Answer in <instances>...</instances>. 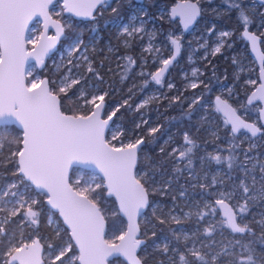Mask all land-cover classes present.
I'll return each instance as SVG.
<instances>
[{
	"label": "snow or ice",
	"instance_id": "snow-or-ice-1",
	"mask_svg": "<svg viewBox=\"0 0 264 264\" xmlns=\"http://www.w3.org/2000/svg\"><path fill=\"white\" fill-rule=\"evenodd\" d=\"M108 2L109 0H63L62 11L71 13L75 17L94 19V10L98 6L107 5ZM261 2L264 3V0ZM54 3L55 0H0V128L13 124L19 127L17 136L11 139L0 138V153L3 152L7 141L9 146L7 163L14 165L12 174L16 178L6 188L0 189V213H6L3 221L0 222V237L8 235L6 225L13 218L21 217L22 225L38 226L39 213L34 210V206L40 202L37 197L44 196L47 205L54 210L48 217L49 226H52L53 217L58 213L67 227L62 229L57 221L53 230L57 236H60L61 231L68 236L66 243L48 244L49 264H57V262L64 264L65 261L67 264H113L119 258H123L126 264H145L148 256L138 255V249L143 245L146 251L147 244L146 241L138 238L140 227L137 217L143 215L142 210L152 207L153 218L157 223L166 224L167 221L157 215L159 208L150 205L149 190L146 187L148 174L144 173L143 177L138 178L134 173L138 162V147L145 142L143 137L134 143L121 144L119 147L105 139V129L109 127V121L116 114L114 111L106 119L102 118L105 107L103 102L107 93L88 98V94L81 89L77 102L83 101L80 104L81 108L91 105L92 110L89 114L79 111L69 114L62 111L61 96L67 97L69 90L81 83L79 77H73L72 67H69L68 73L61 78L58 89L50 88L49 81L45 79H33L30 84L25 82V62L32 57L37 65H43L44 56L55 47L56 42L65 32V27L59 20H53L49 12L50 6H54ZM225 3L230 8L238 10L241 8L239 0H225ZM171 11L174 16L180 15L185 29L201 13L197 3H190L188 0L172 8ZM112 12L116 13L117 8H112ZM60 14V12L55 13L57 16ZM239 14L242 26L245 28L244 36L251 41L255 51L257 37L247 31L249 16L243 11ZM35 16L43 17L45 31L41 32L38 38L27 41L34 46L33 51L28 52L25 49V30L29 21ZM49 24L56 28L54 36L45 35ZM118 29L120 35L129 37L143 32L142 24L139 27L131 23L123 24L118 26ZM209 31L211 32L212 29ZM228 35V32L220 33L221 37ZM37 42H39L38 49ZM127 43L126 40L125 44ZM170 43L175 53L168 59H162L160 62L163 67L150 74L152 81L157 85L161 84V78L168 66L176 60V54L181 50L179 38H170ZM82 45L83 40L78 36L74 37L67 48L68 56L71 57L79 51ZM201 47L204 45L202 44ZM220 51V47H216L212 55ZM259 58L264 61V55ZM82 59L88 66L87 71L93 72L89 57L85 55ZM125 59L130 64L135 63L131 57ZM68 64L73 65V61L69 59ZM73 67L79 68L80 65L75 64ZM27 74L31 75L32 69L27 70ZM192 74L195 76L196 70ZM260 77L264 80V67L261 68ZM97 78L102 79L99 76ZM250 83L254 84L255 81ZM168 87L172 88L173 85L169 84ZM190 87L195 89L198 84L191 83ZM254 100L264 102V83H261L251 94L248 103L252 104ZM197 102L194 100L192 103ZM127 103L128 101H125V104ZM147 103L148 100H145L137 106V109ZM216 111L224 114L225 124H231V134L234 139V134L241 129L251 134L250 137H246L250 141L258 137V134L264 133V128L257 126L256 122H246L237 115V110L220 96L216 97ZM258 112L259 120L264 121V108H259ZM159 130V127H153L149 130V135ZM112 139L116 140L117 136L113 135ZM183 141L184 147L174 148L169 155L173 156L178 152V155H175L177 163L185 160L187 163L184 169L174 167L173 171L180 173L186 169L188 178L193 179L196 178L191 158L193 140L188 133H185ZM255 147L256 145L250 142L249 148L243 151V160H238L237 154H230L227 157L209 154L208 157L217 165L226 163L230 172L238 169L243 173L238 187L242 189L244 203L238 204L237 210L234 211L226 203V200L232 198L231 195L221 192L220 198L215 200V205L220 206L223 213L219 221L222 229L227 228L232 234H247L252 238L244 243L240 238H234L230 246L220 243L219 248H217L218 242L214 239H209L208 242L201 241L198 247L195 244L189 247L187 233L172 230L175 245L167 242V237H164L166 242L162 245L153 241L154 251L159 253L155 264H264V253H258L255 247L258 243L264 248V219L256 221L261 229L258 237L247 224L241 226L237 222V216L240 215L243 219L241 214H246L258 197L264 199V159L249 155ZM234 152V148L230 149V153ZM73 165L94 169L90 180L77 178L74 183H70L69 168ZM257 168L259 176L256 174ZM170 182V180L166 182L164 188L160 190H167ZM216 184L217 180L214 177L212 186ZM257 185H259L258 190ZM199 186L201 189L206 187L203 183ZM101 188L107 190L109 197H115L119 205L118 212L127 218L126 230L121 231L113 239L105 238V215L102 214L97 197L94 195L96 190ZM179 195L184 197L186 193L181 190ZM175 199L173 197V200ZM204 207L211 208L215 214V207L212 204L205 203ZM168 215L171 222L181 223V219L173 216L171 212ZM190 215L193 213H185V217ZM195 215L203 218L204 213L197 212ZM214 231V228H206L204 235L210 238ZM156 235L155 231L151 232V237ZM2 257L0 264H45L39 239H32L30 242L21 239L14 242V237L10 238Z\"/></svg>",
	"mask_w": 264,
	"mask_h": 264
},
{
	"label": "flooded vegetation",
	"instance_id": "flooded-vegetation-1",
	"mask_svg": "<svg viewBox=\"0 0 264 264\" xmlns=\"http://www.w3.org/2000/svg\"><path fill=\"white\" fill-rule=\"evenodd\" d=\"M179 1L185 0L162 1L161 4L155 9L153 14H150L152 17H157L156 12L160 6H167L168 8V16L166 20L157 18L156 21L159 23V27L162 32L160 34H156L155 32L154 36L153 33L149 31V34L147 35L138 33L136 37L134 35L131 37H116L114 29L116 27V23H118L119 25L129 24L130 19L128 18H121L118 21L111 22L108 28L109 35L112 39L111 41H108L106 38H104V35L101 31H99L98 29H94L91 25H89L87 29L88 32L86 31L88 34L86 35V38L83 36L84 34H82V40H84L85 42L91 41L92 39H94L93 34H98V38L100 40L98 39V41H96V47L100 48L101 50L100 52H97L95 54V58L94 56H92V67L94 69V72H98L99 70L102 71L100 73L91 72V75L97 74L102 78L99 79V82L108 80V87L110 86V84H114L115 87L118 88V96L123 100V104H121V106L125 104V101H134L132 112L135 114V122L136 118L138 122L143 121V117L141 118L140 115H143L144 113L147 115L145 116L146 119H154L157 122V125L153 127H159L160 130L157 133L152 134L151 136L149 135V126L139 125L138 127L135 124L133 131H130L136 134V140L143 137L145 141L141 146H139V149L137 151L138 162L135 169V174L138 176V178L143 177L141 175L143 173L148 174V183L146 184V187L149 190V201L160 202V204H162L164 207V212L179 211V213H192L193 203L195 199L197 203L196 213H204L203 218H200L199 216L193 214L181 221L183 222L190 217L195 218L194 223L190 228H188L184 224H174L171 221L167 222L166 224L168 226L171 224L175 225L171 229V234L172 230H176L178 232H180L181 229L184 230V232H186L189 236V247H192L194 244L198 247L201 241L208 242L209 239H214L218 242L217 248H219L220 243L228 244L230 246L234 238H240L242 240V243H244L252 237H249L247 234H232L229 229H222L219 224L221 217L219 208L215 205V200L220 198L221 193L220 169L222 163L220 165H217L214 161H210L208 159L209 154H219L221 156L223 155V157H227L230 154H239V148H241L242 150L244 144H241L239 146L235 145L234 141L232 140L234 138L231 134V129L227 126V124L224 125L222 129H220L219 126H215L212 130H206L207 127L203 126L204 116L202 104L203 101L212 100L213 107L211 108L213 109V112L217 114V116L223 122H225L216 111V107L214 105L216 97L220 96L222 100L226 101L232 108L236 109L237 114L245 119L246 122H256L257 126L262 127L258 114V109L261 108V105H247L246 103L248 96L256 89L259 81L258 74L257 80L254 84L250 83L249 81L248 69L252 65V63L255 64L256 68L257 65L250 53L248 44L244 41L243 33L245 32V28L242 26L239 13L240 11H243L246 15L249 16L247 31L256 35V37L259 39V46L262 53L264 54V15H262V13H264V3L263 5H260L254 0H239V3L241 5V8L239 10L236 8H229L228 10H226L224 9L225 7H221V0H206V2L198 0H188V2L197 3V6L201 9V13L199 18L195 22L193 29L190 32L184 33L181 30L178 20H174L170 17L171 8L175 6ZM252 3L255 6V9L253 10L247 8ZM210 8H214L216 11L213 10V12H211ZM215 12L217 13L215 14ZM88 20L91 21L92 19ZM200 24L204 25L203 29H206L205 31H207V33L219 31L223 28L230 30V35L224 39V51L217 56L227 57V59L233 62L225 60L223 63L217 61L213 65H208L211 62L213 63L214 57L206 56L202 59L196 57L198 64L204 65V67L199 70L200 77L197 79L198 87L195 88V90L201 91L200 99L202 98L203 101L201 100L200 102L195 103L193 107L188 109L187 104L184 100V98L188 96V92H180V90L184 89L185 86V82L181 78V75L182 73L188 71V66L185 63V49L187 46V42L189 41L191 35L193 33H196V29L199 28ZM210 24H213L211 32L209 31ZM93 31L95 33H93ZM170 38H179V41L181 43V50L178 54H176V60L168 66V69L161 78V84L157 85L154 81H152L150 74L155 73L160 67H163L162 63L160 62L162 59H168L175 53V49L170 43ZM214 39L216 40V38ZM126 40L128 42L127 46H124V44L122 45V43H125ZM105 41L108 42V45L111 47V53L105 51ZM141 43H147L150 47L148 55L151 56L147 57L146 59H151L152 64H150L148 67L140 66L141 52L139 44ZM159 45L161 46L159 47ZM76 55L77 54H75V56ZM105 55L110 56V65H108L106 68H104V63L102 62L104 60L103 56ZM125 57H131V59L134 60L135 63L130 64L129 61L125 59ZM118 58H120L121 65L122 63H124V66L121 69L125 71L122 74L112 73L115 72L113 67L114 64L118 62ZM99 59L102 60L100 61V64H98L101 65V68H94L95 61ZM236 68H238L239 70L238 77L236 79L228 78L226 81L230 83L229 88L231 89V91L228 93H221L219 91L215 93L216 87H214V85L219 81V77L221 76L220 70L223 69L227 72L232 71L233 73ZM105 69H111L112 72L107 73ZM140 72H143V76H141ZM207 72H209V74ZM109 74H111V76H108ZM121 77L125 78L121 79ZM209 77L214 78L213 85L210 83ZM144 80L148 82L147 87L143 85ZM169 84H172L173 87L164 89V86ZM205 85H207V87H205ZM231 85L232 87H230ZM123 87L126 88L122 89ZM142 87L143 89L141 90ZM151 88H155V90L157 89L158 91L156 92L155 90H150ZM100 91L103 90L100 89ZM146 91H150L151 94V99L148 103L147 108H142L134 111L135 103L139 102L143 98L144 92ZM131 92H136V94L131 96ZM114 94H116L115 91ZM174 96H176V101H173L172 97ZM203 96L207 98L205 99ZM210 105H212V103ZM205 132H207V139H205ZM211 132L213 133V138L210 141L211 138L209 137V134H211ZM185 133L189 134L194 144L191 158L193 160V170L194 176L196 178L193 179L188 178V171L186 169L180 173L174 172V167H180L184 169L187 161H181L178 164L175 159V155H178V152L173 156L169 155L170 153H172V150L174 148L184 147L183 136ZM243 136L250 137V135L241 131L237 135H235L236 143L237 139L243 138ZM205 141H207L206 144ZM227 141L230 142V146L225 145ZM251 142L254 143L256 147L249 153L254 154L256 152L258 155H262L264 153V133L258 134V137L256 138H252ZM245 147H247L246 144ZM233 148L235 149V152L230 153V149ZM161 149H163V151H161ZM205 153L207 154L205 155ZM237 157L239 158L240 156L237 155ZM205 161L207 166H211L213 178L215 177L217 180V184L215 186H212V183L206 185V182L208 180L206 177H204L205 173H207L206 170H204ZM207 170L209 171V169ZM169 180L171 181L170 186L167 188V190L161 191L160 189H163L165 183ZM201 183L206 185L204 189L200 188L199 185ZM224 183L225 185L223 186V188L225 187L228 190L231 189L230 182L225 181ZM195 184L196 186L193 187V185ZM181 190L185 191L186 195L182 198H186L187 202L177 199L181 197L179 195ZM173 197H175L176 199L173 200ZM189 198L191 199V206L188 202ZM210 200H212V202ZM169 202L171 203V206H168ZM205 203H210L215 207V214L213 213V210L211 208L204 207ZM147 210L148 208L145 209L143 215L148 214L151 222H149L143 229L139 226V234L140 236H144V238H146L147 235L151 237V232H156V230L158 229V223L153 218V213H151L150 210L147 212ZM157 214H160L161 216L162 212H158ZM143 215H141L140 218ZM238 223H240L241 226L247 224L253 229L257 237L260 235L261 229L256 224H244L240 220H238ZM206 228L215 229V231L212 232L210 238L204 235V229ZM156 237L157 235L151 238ZM164 237L165 236L163 235H158V238L153 241H155L157 244H163L166 242L164 240ZM167 242H171L172 245H175V241H173L170 237L167 238ZM153 247L154 244L152 243L153 256H151L149 249L147 251V254H145L148 257L150 256V262H155L159 256V253H156ZM255 247L258 253H264V248H261L258 243ZM141 253L142 251L138 249V254Z\"/></svg>",
	"mask_w": 264,
	"mask_h": 264
},
{
	"label": "rangeland",
	"instance_id": "rangeland-1",
	"mask_svg": "<svg viewBox=\"0 0 264 264\" xmlns=\"http://www.w3.org/2000/svg\"><path fill=\"white\" fill-rule=\"evenodd\" d=\"M198 1L206 2V0H198ZM117 2H119V1L115 0L112 2H108L107 5L99 6L98 8L106 9V8L114 6ZM133 2H135V1L133 0ZM143 2H144V0L140 3L135 2V5L131 6L132 12L130 13V15L128 17V19H130L129 23H131L137 27L141 26V24H142L143 32H141V34L147 35V34H149V31H151L153 33V36L155 35V32H156V34H160L162 32V30L160 29L159 23L156 20H157V18H161L163 20H166V18L168 16L167 6H160L156 12L157 17H152L146 11L145 7L143 6ZM221 3H222V6H221L222 8L225 7L224 9H226V10H228L230 8L229 6H227V3H225V0H221ZM247 8L253 10V9H255V6L252 3ZM210 9H211V12H213V10L216 11L214 8H210ZM49 12L52 15V18L54 20H59L61 25H63L65 27V32H64L62 38L56 44L54 52L52 53V55L48 59L44 60L43 65L36 66L34 64H31L27 67L26 74H25L26 75V83L30 84L33 79L48 80L47 77L43 76V72H46L48 68H52L53 75L56 74L58 76L56 78H53L51 81H49V87L52 88L51 85H53L55 87V89H58V87L60 86L61 78L68 73V68L72 67L73 77L74 78L79 77L81 80V83L79 85L74 86L73 89L69 90L68 96L66 97V101H67V103L71 102L72 104H74V106L76 107V111L82 112L83 114H89V112L92 110V106L89 105L87 107L81 108L80 104H82L83 101L77 102V97L79 96L80 90L83 89L88 94V98H91L92 95L98 96V95L107 93V87H108V80L99 82V79L97 78V76H99V75H97V74L91 75V72L87 71V67H88L87 64L82 59V57L86 55L89 57L90 61L92 62V58H93L92 56H94V58H95L96 57L95 54L97 52H100L101 49L96 47V41H98V39H99L98 34H93L94 39H92L91 41L85 42L83 40V45L81 46L80 50L77 51L76 53H74L71 57H69L68 53H67V48H68L70 41L76 36L83 39V37H82L83 30H81L80 27L77 26V24H75L73 22L74 18L72 16L66 15L65 12L62 11V2L61 1L55 2L54 6H52L50 8ZM56 12H60L61 14L59 16H57V15H55ZM216 13L217 12H215V14ZM133 17H135L136 19H133ZM74 20H77V19H74ZM86 21H87V19H83V22H86ZM115 26L116 27L114 29H115V36L116 37L126 36V35H120L119 34L118 26H120V25L118 23H116ZM212 26H213V24L209 25L210 29L212 28ZM203 28H204V25L200 24L199 28L196 29V33H193L191 35V37L189 38V41L187 42V46L185 49L186 50L185 63L188 66V71L182 73V75H181V78L185 82V86H184V89L180 90V92H188V96L184 98L188 109L194 106V104L192 103L194 100H197L198 102H200L202 100V98L200 99L201 91L195 90V89L190 87L191 83H197V79L200 77V71L199 70L202 67H204V65L198 64L196 57H199L202 59L203 57H206V56L215 57L217 55H220L221 52L224 51V47H223V45L225 43L224 39L230 35V30H228L226 28H223L219 31H215L212 33H207V31H205L206 29L204 30ZM41 31H42V27H41V22L39 20H36L35 22H33L29 26V29H28L27 34H26V50L27 51L33 49V47H34L32 43H29L27 41L29 39L38 38ZM67 31L70 32V34L68 36L65 35V33H67ZM222 32H228L229 35L226 37H221L220 33H222ZM93 33H95V32L93 31ZM50 34L53 35V32L50 31ZM137 35L138 34H135L134 36L136 37ZM214 38H216V40ZM61 40H65V41H64V44L59 47V42H61ZM123 44H124V46H127V44L122 43V45ZM202 44L204 45V47H201ZM104 45H105V51L111 53L112 50L110 51L111 47L108 45V42L105 41ZM139 45H140V52H141L140 66L141 67H148L150 64H152L151 59H146L147 57L151 56V55L150 56L148 55V52L150 51L149 50L150 47L148 46L147 43H144V44L141 43ZM85 46H87V47L85 48ZM160 46L161 45H159V47ZM216 47H220L221 51L219 53H216V55H212V52L214 51V49ZM75 54H77V55L75 56ZM223 55H224V53H223ZM69 59H71L73 61V65L79 64L80 67L76 68V67H73V65H69L68 64ZM103 59L107 60V62L110 63V56L105 55V56H103ZM117 60H118V62L116 64H114V67H113L115 72H112L111 69L110 70L105 69V71L107 73L112 72V73L122 74L125 71V70L121 69V68H123L124 63H122V65H121L120 58H118ZM225 60H229V59H227V57H224V56H221V59H219V61L221 63H223ZM229 62H233V61L229 60ZM210 64L213 65L212 62L209 63L208 65H210ZM98 68L100 69L101 65H98L97 69ZM29 69H32L31 75L27 74V70H29ZM194 70H196V73H197L195 76H193V74H192ZM220 71H221V76L219 77V81L217 82V84L214 85V87H216L215 93L218 91L221 93H228L231 91V89L229 88L230 83L226 82V81L228 78L236 79L239 75V70H238V68H236L233 73H232V71L227 72V71H224L223 69H221ZM94 73H96V72H94ZM140 74H141V76H143V72H140ZM257 74H258L257 68H256L255 64L252 63V65L248 69L249 81H256L257 80ZM108 76H111V74H109ZM143 85L145 87H147L148 82L146 80H144ZM101 87H103V91H100ZM230 87H232V85ZM142 89H143V87L141 88V90ZM164 89H169L168 85H165ZM150 90H155V88H151ZM155 91L157 92L158 90L156 89ZM117 92H118V88L115 89V93H117ZM135 94H136V92H131V96H133ZM172 98H173V101H176V96H174ZM150 99H151L150 91L144 92L143 98L139 102L135 103L134 111L142 109V108H147L148 103L150 102ZM145 100H148V103L145 104L143 107L137 109V106L142 104ZM209 101H203V104H202L204 121L205 122L209 121L211 124L206 129L208 131L214 129L212 126L213 124L217 125V123H218L212 114V108L211 107H213V101L212 100H211V102H209ZM97 103H100V101H97ZM103 103L106 107V103L105 102H103ZM211 103H212V105H210ZM190 105H191V107H190ZM105 107L102 111V118H104V119H106L109 114L116 111V109L118 108V107H113L111 109L109 108L108 111L105 112ZM145 116H147L145 113L143 115H140L141 118L143 117V121H140V122H138V120L136 118V122H135L136 126L144 125V126H149L151 129L153 126L157 125L156 120L146 119ZM114 118H115V116H113V122H112V124H111V126H110V128L106 134V140L109 141L112 145H115L117 147H119L121 144H127L129 142L134 143L136 141V134H134V132L127 131V129L121 123L114 122ZM144 121L147 123H145ZM219 127H220V129H222L224 127V125L220 124ZM113 135L117 136L116 140L112 139ZM209 137L211 138L210 139V141H211L213 138L212 132H211V134H209ZM250 142L251 141L248 138H246V136H243V138L237 139V145L238 146L241 144H244V147H245V144L247 146L245 148L242 147V150H241V148H239L240 152H239V154H237L240 156L238 158L239 160H243V151H244V149L249 148ZM206 143H207V141H205V144ZM225 145L230 146V142L227 141ZM237 149H238V147H237ZM206 154L207 153H205V155ZM249 155L253 156V157H259L261 159H264V153L262 155H258L255 152L254 154L249 153ZM8 156H9V151H7V149L3 150V152L0 153V158L2 159L3 163H7ZM222 157H223V155H222ZM204 166H205L204 170H206V172H207V173H205L204 177L207 178L208 181L206 182V185H208V184H211L212 180H213L212 169H211V166L206 165V161H205ZM207 169H209V171ZM13 170H14V167H13ZM91 174H92V172H87V171H84L78 167H75L71 170V173L69 176V182L74 183L77 178H81L83 180H90ZM143 174H141V175L143 176ZM256 174H257V176H259V169L258 168L256 170ZM242 177H243V173L241 171H239L237 169V170H235V173H233V171L230 172L229 169L227 168L226 163L222 162L221 169H220L221 192L228 193L229 195H231L232 198L230 200H226V202L231 204L232 208L235 211L237 210L238 204L244 203V201L242 199V189H240L238 187L239 181ZM13 181L14 180H12L10 183H12ZM225 181L231 183V189L228 190L225 187L223 188V186L225 185V183H224ZM97 182H99V181H97ZM248 183L249 184L251 183L250 180L248 181ZM195 186H196V184H195ZM6 187H7V185L4 188H6ZM156 189H158V188H156ZM258 189H259V185H257V190ZM94 195L97 197V203L99 201L106 203V201L104 199H101L102 197H101V193H100L99 189L96 190V193ZM41 197H37V199L40 201L37 204V205H39V209L37 210L38 212L42 211L41 202L46 204V200L43 201V199ZM5 199H7V198H5ZM177 199L187 202L186 198L179 197ZM190 201H191V199L189 198L188 202H189V205L191 206L192 204ZM210 201L212 202V200H210ZM150 205L159 208L160 211H158V212H162L161 216L167 222L171 221L169 219V215H168L169 211L164 212L163 211L164 207L162 204H160V202H150ZM168 206H171L170 202L168 203ZM196 206H197V203H196V200L194 199V203H193V212L194 213L192 212L193 214L196 213ZM106 209H107V207H104L102 209V213L105 214V216L107 215ZM149 210L151 213H153L152 207H148L147 212ZM51 212H53V211L48 207V211H46L47 224H48V217H49ZM248 212H249V213H247L248 215L247 214H241L243 216V219H241L240 215H238L237 216L239 218L238 220L242 221V223H244V224L245 223H254L257 226H259L256 223V221L264 219V199H259V197H258L257 200L252 203ZM171 214L173 216L179 217L181 219V221L186 218L185 213H179V211L178 212H171ZM157 215L160 216V214H157ZM5 216H6V213H0V222L3 221ZM21 219H22L21 217L13 218L12 221L6 225L8 235L6 236V239L4 241V247H5L4 251L6 250V247L9 243L10 238H13V237H14V242H18L21 239H23L25 242H30L32 239L38 238L40 240L46 241L47 243H51V241L47 240L46 238L41 239V237H39L37 232H35L32 235V237L29 238L28 235L26 234L25 224L24 225L21 224ZM149 222H151L149 215L144 214L139 220V226L143 229V228H145V226ZM55 227H56V220L53 217V224L51 226L52 230ZM125 229H126V224L124 225L123 229L120 230V232L124 231ZM181 231L184 232V230H182V229L180 230V232ZM53 232H54V230H53ZM120 232H116L114 230L112 232L106 233L105 238L106 239H113L115 236H118L120 234ZM21 233H22V236H21ZM55 237H57L56 234H55ZM138 238L145 241L144 236H142V235L140 236V234H139ZM116 242H118V241H116ZM154 247H155V245H154ZM140 250L142 251L143 254H147L148 248L145 251L144 246L142 245ZM44 257L46 259L45 264H49V260L47 258L48 252L44 255ZM57 264H60V262H57ZM64 264H67V261H65ZM113 264H119V261H114Z\"/></svg>",
	"mask_w": 264,
	"mask_h": 264
},
{
	"label": "trees",
	"instance_id": "trees-1",
	"mask_svg": "<svg viewBox=\"0 0 264 264\" xmlns=\"http://www.w3.org/2000/svg\"><path fill=\"white\" fill-rule=\"evenodd\" d=\"M118 1L119 2H117L112 7H109L106 9L97 8V10L94 13V19H92L91 21H89L87 19L86 22H83V20L77 21V20L73 19V22L75 24H77V26H79L81 30H83V34H84L83 36L85 38H86V35L88 34L87 33L88 32L87 31L88 26L91 25L92 28L98 29L99 31H101L102 34L104 35V38H106L108 41H111L112 39L109 35V29H108L111 22L118 21L121 18H123V19L128 18V16L132 12L131 6L135 5V2H133V0H118ZM162 1H167V0H144L143 6L145 7L146 11L149 14H153L155 9L161 4ZM112 8H117V12L113 13ZM69 34H70V32H68V31H67V33H65L66 36H68ZM64 41L65 40H61V42H59V47L64 44ZM125 53H126V51H125ZM219 58H221V57L215 56L213 58V64L216 63L217 61H219ZM100 61H102V60L99 59V60L95 61L94 68H97L98 64H100ZM102 62L104 63L103 64L104 68H106L108 65H110V63H108L107 60H103ZM100 72H102V71L99 70L97 73H100ZM207 73L209 74V72H207ZM43 76L47 77L48 81H51L53 78H56L58 75H56V74L53 75L52 68H48L46 72H43ZM209 78H210L209 79L210 83L213 85L214 84V78L213 77H209ZM51 87H52V89H55V87L53 85H51ZM125 88L126 87H123L122 89H125ZM101 89L103 90V88H101ZM115 89H116V87L114 84H110V86L107 87V95L105 96V100H104V102L106 103L105 112H107L109 108L111 109L113 107L120 106L117 108L119 110L117 111V109H116V111H115L116 114H115L114 122H116V123L119 122V123L123 124L124 127L127 129V131H133L134 126H135V114L132 112L134 101H130L127 104H124L123 106H121V104H123V100H122V98H120L118 96V93L114 94ZM203 97L205 99L207 98L205 96H203ZM61 104H62L61 110L66 112V113L71 114L72 112L76 111V107L74 106V104H72L71 102L67 103L65 96H61ZM212 114L215 117L216 121L218 122L217 125L213 124L212 125L213 127L219 126L220 124L225 125V123L217 116V114H215L213 112V109H212ZM210 125L211 124L209 121H207V122L204 121V123H203L204 127H209ZM18 134H19V130H17L13 126L0 128V138L6 137L8 139H11V138L17 136ZM207 137H208L207 132H205V139H207ZM232 140L234 141L235 145L237 146L236 140L235 139H232ZM8 147L9 146L7 144V141H5L4 150L7 149V151H8ZM237 159H238V157H237ZM13 167H14L13 164L3 163L2 159L0 158V189L4 188L12 180L16 179L12 174L14 171ZM233 173H235V170L233 171ZM99 191L101 193V197H102L101 199H104L106 201V203L99 201L98 206L101 208V210L104 207H107V209H106L107 215L105 216V226H106L105 234L112 232L114 230L116 232H120V230L123 229L125 222L121 218V216L119 215V212L117 210V207H116V204H115L113 198L109 197L107 195L106 189L101 188V189H99ZM41 198L43 199V201L46 200V197H44V196H42ZM41 206H42V211L38 212L39 213V217H38L39 224H38V226L25 224V230H26V234L28 235V237L31 238L32 235L35 232H37L39 237H41V239L46 238L47 240H50L51 243H53V244L66 243V241L68 240L67 234L64 231H61L60 236L55 237V233L53 232L51 226H49L47 224L46 211H48V207L43 202H41ZM38 209H39V205H35L34 210L37 211ZM103 215H105V214H103ZM54 219L56 220V222L57 221L59 222V225L61 226L62 229H66L64 227V225L62 224L61 220L59 219L57 213L55 214ZM194 219L195 218H193V217L187 218V220L181 222L180 224H184L188 228H190L192 226V224L194 223ZM174 226H175L174 224H171L168 226L167 224H159L158 223V229L156 230L157 237L151 238L148 235L146 236L145 241H146L147 247L149 249V252L151 253V256H153L152 243H153V240L158 238V235H163L167 238L170 237L173 241H175L173 239V235L171 234V229ZM5 239H6V236L0 237V261H2V253L5 249V247H4ZM40 242L43 245L44 255H45L48 252L47 246L49 243H47L46 241H43V240H40ZM138 255L141 257L145 256V254H143V253L138 254ZM149 257L145 261V264H155V262H150ZM118 261H119V264H126L125 262H123V260L121 258H119ZM45 263H46V259H45Z\"/></svg>",
	"mask_w": 264,
	"mask_h": 264
},
{
	"label": "water",
	"instance_id": "water-1",
	"mask_svg": "<svg viewBox=\"0 0 264 264\" xmlns=\"http://www.w3.org/2000/svg\"><path fill=\"white\" fill-rule=\"evenodd\" d=\"M57 1H61V2H62V5H63V0H55V2H57ZM112 1H114V0H109V2H112ZM134 1H135L136 3H140V2H142L143 0H134ZM254 1H255L256 3H258V4H260V5H263V3L261 2V0H254ZM183 3H185V1H179V2H177V4H176L175 6H173L172 8L177 7V5H181V4H183ZM190 3H192V2H190ZM51 7H52V6H50V8H51ZM98 7H99V6H98ZM98 7H97V8H98ZM172 8H171V10H172ZM49 10H50V9H49ZM96 10H97V9H96ZM96 10H94V13H95ZM171 10H170V17H171L172 19H174V20H178L179 25H180V27H181V30H182L184 33L190 32V31L193 29V27H194V25H195V22L197 21V19H198L199 16H200V15H199V16L196 18V20L193 21V23H192L191 25H189V27H188L187 29H185L183 23L181 22V17H180V15L177 14V15L174 16V15L172 14V11H171ZM178 11H179V10H178ZM65 14H66V15H70V16H72L74 19H77V20L88 19V18H85V17H75V16H73L71 13H67V12H65ZM52 19H53V18H52ZM36 20H39V21L41 22V27H42V31H41V32H44V31H45V29H44L43 17L35 16V17H33L32 20H30L29 23H28V27H27V29L25 30V38H26L27 31H28V29H29V26H30L33 22H35ZM53 20H54V19H53ZM50 31L53 32V35L50 34ZM249 33H250V32H249ZM55 34H56V28H55L54 26H52L51 24H49V27H48V29H47L45 35H46V36H54ZM251 34H252V33H251ZM61 38H62V37H61ZM61 38H60V39H61ZM243 38H244V41L248 44L249 49H250V53H251V55H252V57H253V59H254L256 65H257V68H258V81H259V84H258V86L256 87V89L253 91V92H255V91L259 88L260 84H261V83H264V80H261V77H260L261 68L264 67V61H261V59L259 58L261 55H264V54L262 53V51H261V49H260V46H259V39H258V38H257V46H256V50H255V51H253L251 41H249V40L244 36V33H243ZM60 39H59V40H60ZM59 40H58V41H59ZM58 41L56 42V44L58 43ZM56 44H55V47H56ZM55 47H54V48H53V49H52V50H51L46 56H44V60L48 59V58L52 55V53H53L54 50H55ZM36 48H37V49L39 48V42H37V44H36ZM25 49H26V42H25ZM26 51H27V50H26ZM31 51H33V49L29 50L28 52H31ZM31 64H34V65H36V66H40V65H37V64H36L34 58L30 57L29 60L25 62V69H27V67H28L29 65H31ZM25 74H26V72H25ZM25 82H26V81H25ZM253 92H251V94H252ZM251 94L248 96V98L251 96ZM248 98H247V101H246L247 105L260 104V105H261V108H264V102H261V101H259V100H254L252 104H249V103H248ZM214 105H215V107H216V99H215V101H214ZM218 113H219L220 117L225 121L226 117L224 116V114H223L222 112H218ZM258 114H259V112H258ZM237 115H238V114H237ZM111 123H112V120L109 121V127L105 129V136H106V133H107L108 129L110 128ZM249 123H250V122H249ZM260 123H261V126L264 128V121H260ZM8 126H13V127H15L17 130H19L18 125H14V124H13V125H7V126H5V127H8ZM227 126L231 129V124H230V123L227 124ZM241 131L245 132V133L248 134V135H251L250 133H247V131L244 130V129H241L239 132H241ZM239 132H238V133H239ZM238 133H236V134H234V135H237ZM138 149H139V147H138ZM137 151H138V150H137ZM75 167H78V168H80V169H82V170H84V171H87V172H93V171H94V169H91V168H82V167L79 166V165H73V166H71V167L69 168V176H70L71 170H72L73 168H75ZM135 169H136V168H135ZM135 169H134V173H135ZM112 198H113V200H114V202H115V204H116L117 210H118L119 205H118V203L116 202L115 197L112 196ZM227 204H228V203H227ZM46 205H47V202H46ZM47 206L50 208L49 205H47ZM229 206H230V205H229ZM218 208H219V211H220V217H221V219H222V215H223V213H222V211L220 210V206H218ZM52 211H54V210H52ZM144 212H145V209L142 210V213H144ZM57 215H58V217H59V214H58V213H57ZM119 215H120L121 218L124 220V222H125V224H126V228H127V218L124 217V216H123L122 214H120V213H119ZM139 218H140V216L137 217V221L139 220ZM59 219L61 220V222H62V224H63V220H62V218L59 217ZM63 225H64V224H63ZM64 227L66 228L67 226L64 225ZM105 229H106V226H105ZM125 230H126V229H125ZM229 230H230V229H229ZM138 235H139V234H138ZM118 242H119V241H118ZM118 242H117V243H118ZM40 243H41V242H40ZM41 246H42V255L44 256V249H43V245H42V243H41ZM121 259L123 260V258H121Z\"/></svg>",
	"mask_w": 264,
	"mask_h": 264
},
{
	"label": "built area",
	"instance_id": "built-area-1",
	"mask_svg": "<svg viewBox=\"0 0 264 264\" xmlns=\"http://www.w3.org/2000/svg\"><path fill=\"white\" fill-rule=\"evenodd\" d=\"M226 203H228V202H226ZM228 204H229V203H228ZM229 205H230V207H232L231 204H229ZM233 210H234V209H233ZM234 211H235V210H234ZM238 219H239V218L237 217V222H238Z\"/></svg>",
	"mask_w": 264,
	"mask_h": 264
},
{
	"label": "bare ground",
	"instance_id": "bare-ground-1",
	"mask_svg": "<svg viewBox=\"0 0 264 264\" xmlns=\"http://www.w3.org/2000/svg\"><path fill=\"white\" fill-rule=\"evenodd\" d=\"M165 178V177H164Z\"/></svg>",
	"mask_w": 264,
	"mask_h": 264
}]
</instances>
